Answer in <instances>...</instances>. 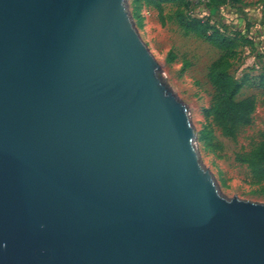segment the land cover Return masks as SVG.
<instances>
[{"label": "water", "instance_id": "obj_1", "mask_svg": "<svg viewBox=\"0 0 264 264\" xmlns=\"http://www.w3.org/2000/svg\"><path fill=\"white\" fill-rule=\"evenodd\" d=\"M126 0H0V264H264Z\"/></svg>", "mask_w": 264, "mask_h": 264}, {"label": "rangeland", "instance_id": "obj_2", "mask_svg": "<svg viewBox=\"0 0 264 264\" xmlns=\"http://www.w3.org/2000/svg\"><path fill=\"white\" fill-rule=\"evenodd\" d=\"M184 14L205 23L232 39L234 54L228 72L243 85L235 99L254 96L256 107L252 122L243 127L236 138L222 135L205 110L213 102L215 91L207 73L209 65L221 51L194 33L185 32L175 19L178 1H159L158 7L149 0H126L135 28L160 66V75L168 87L187 106L196 132L200 160L214 176L223 195L264 202L256 193L248 168L236 160L264 136V89L258 77L264 70V0H230L208 7L201 0H186ZM210 131L207 141L200 134Z\"/></svg>", "mask_w": 264, "mask_h": 264}, {"label": "trees", "instance_id": "obj_3", "mask_svg": "<svg viewBox=\"0 0 264 264\" xmlns=\"http://www.w3.org/2000/svg\"><path fill=\"white\" fill-rule=\"evenodd\" d=\"M158 7L159 1L175 0H149ZM179 5L174 16L179 26L189 33L204 38L208 43L219 49L221 55L208 67L207 78L212 85L215 94L212 104L205 110L207 116H211L215 125L222 135L236 138L240 130L252 122V115L255 111L256 102L254 96H247L240 100L235 97L239 93L243 81H236L228 72L230 59L234 54L235 43L232 39L217 31H210L205 23L191 18L184 14L181 6L187 3L186 0H176ZM208 7H216L230 2V0H201ZM259 88L264 89V70L258 77ZM210 131L206 128L200 134V139L207 141ZM236 160L244 164L251 175L253 184L257 185L256 193L264 195V136L249 150L237 153Z\"/></svg>", "mask_w": 264, "mask_h": 264}]
</instances>
